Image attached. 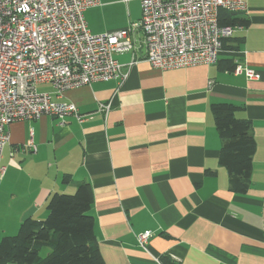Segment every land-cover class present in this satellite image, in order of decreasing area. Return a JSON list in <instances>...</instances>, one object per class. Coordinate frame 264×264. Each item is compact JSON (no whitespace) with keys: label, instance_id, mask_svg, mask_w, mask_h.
I'll return each mask as SVG.
<instances>
[{"label":"crops","instance_id":"1","mask_svg":"<svg viewBox=\"0 0 264 264\" xmlns=\"http://www.w3.org/2000/svg\"><path fill=\"white\" fill-rule=\"evenodd\" d=\"M245 2L246 10L233 16L247 23L227 42L236 50L223 49L214 64L154 68L136 29L134 49L114 55L127 70L124 80L96 81L59 97L50 84H39L85 118L70 114L60 124L45 115L8 125L0 239L25 218L43 219L52 193H72L86 182L104 264H163V256L176 264H264V0ZM83 13L92 33L141 16L138 0H98ZM233 63L259 77L235 74L226 68ZM214 102L237 105L236 116L251 121L255 151L243 193L231 190L219 162ZM99 103L110 104L106 116ZM144 231L152 233L148 251L136 240Z\"/></svg>","mask_w":264,"mask_h":264},{"label":"built area","instance_id":"2","mask_svg":"<svg viewBox=\"0 0 264 264\" xmlns=\"http://www.w3.org/2000/svg\"><path fill=\"white\" fill-rule=\"evenodd\" d=\"M141 16L126 27L92 33L84 10L98 0H0V157L9 141L8 125L14 121L67 115L85 116L74 103L38 91L48 83L56 97L67 89L96 81L127 77L114 57L134 49L132 33L141 29L145 59L160 70L185 68L218 61L222 39L242 25H219L220 9L246 10L245 0H138ZM233 72L248 78L259 73L237 64ZM106 116L110 104L99 103ZM1 173L4 167H0ZM152 233L136 235L148 251ZM156 261V260H155Z\"/></svg>","mask_w":264,"mask_h":264},{"label":"trees","instance_id":"3","mask_svg":"<svg viewBox=\"0 0 264 264\" xmlns=\"http://www.w3.org/2000/svg\"><path fill=\"white\" fill-rule=\"evenodd\" d=\"M233 15L234 12L220 9L218 24L246 25L247 20ZM231 37L222 39V50H236L227 44ZM234 67L235 63L226 68ZM238 108L229 102H214L210 106L221 140L219 162L228 173L231 190L243 193L250 184L255 139L250 131L251 121L236 116ZM69 179L65 175L62 181ZM92 198L86 182L78 183L72 193H52L43 219L25 218L15 234L0 239V264H104L95 235ZM159 258L163 264H176L165 256Z\"/></svg>","mask_w":264,"mask_h":264},{"label":"rangeland","instance_id":"4","mask_svg":"<svg viewBox=\"0 0 264 264\" xmlns=\"http://www.w3.org/2000/svg\"><path fill=\"white\" fill-rule=\"evenodd\" d=\"M41 86H43V85L37 86L38 91L42 90Z\"/></svg>","mask_w":264,"mask_h":264}]
</instances>
